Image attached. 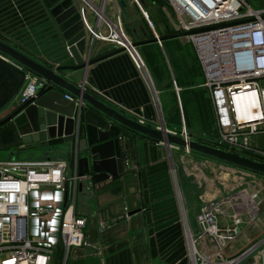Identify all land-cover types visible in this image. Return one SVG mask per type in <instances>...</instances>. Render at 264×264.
Here are the masks:
<instances>
[{
  "label": "crops",
  "instance_id": "obj_1",
  "mask_svg": "<svg viewBox=\"0 0 264 264\" xmlns=\"http://www.w3.org/2000/svg\"><path fill=\"white\" fill-rule=\"evenodd\" d=\"M137 1L148 12L153 30L133 0H88L94 6L119 10L126 34L138 44L152 88L147 87L124 52L86 67L81 82L72 78L74 72H61L62 76L125 116L155 128L162 126L171 133L179 120L181 123V115L186 127L189 118L184 107L192 95V101L199 99V104H205L204 107L208 104L209 107L203 112L199 110L200 124L214 123L207 92L201 88L200 94H191L201 85L202 72L193 48L185 44L182 37H171L177 33L172 29L169 8L158 0ZM245 1L255 9H264V0ZM53 6L48 0H0V39L39 64L55 70L74 62L66 52L63 33L49 12ZM81 29L84 31L83 27ZM153 31L159 36L160 44ZM83 38L84 49L79 53L82 61L115 51L104 43L95 41L91 45L86 34ZM90 48L92 50L88 51ZM170 71L179 88L178 96ZM76 116L75 113V121ZM120 130V135L126 134L129 138L118 140L122 172L116 176L94 172L91 163L89 172L79 175L78 160L84 154L75 152L69 157L68 144L45 148H35L33 143L22 144L29 149L0 152V161H66L68 173L77 172V182L67 184L66 200L73 204L75 214L86 220V234L83 248L77 251L76 258H72L74 264H189L185 233L191 228V212L182 194L184 182L173 169L169 155L172 148L125 128L120 127ZM180 133L175 134L180 136ZM259 137L254 138V142L264 149V143L259 144ZM124 208L128 209L130 219H119L106 231H98L100 212L106 211L110 218H118ZM247 235L243 231L232 244L243 246ZM97 245L102 246L101 254L96 250ZM57 250L61 257V248ZM241 252L237 249L229 254L236 256Z\"/></svg>",
  "mask_w": 264,
  "mask_h": 264
},
{
  "label": "built area",
  "instance_id": "obj_2",
  "mask_svg": "<svg viewBox=\"0 0 264 264\" xmlns=\"http://www.w3.org/2000/svg\"><path fill=\"white\" fill-rule=\"evenodd\" d=\"M71 1L91 45L96 41L111 50H122L147 87L152 88L145 63L124 30L119 10L94 6L88 0ZM133 2L153 30L148 12L137 0ZM165 5L172 14V29L184 34L182 38L193 48L202 72L200 87L207 92L214 119L215 135L209 145L241 155L248 151L262 153L254 145V138L264 135V9H255L245 0H165ZM153 33L160 44L159 36ZM66 52L71 57L67 47ZM0 58L9 62L2 54ZM22 71L24 82L13 105L27 103L35 98L38 88L47 86L40 76ZM170 75L178 96L171 71ZM64 97L76 107L81 105L69 94ZM180 137L190 139L182 115ZM171 148L185 155L191 153ZM77 180V172L68 173L66 161H0V264H55L58 248L63 252L62 264L69 256H78L77 251L84 246L86 220L76 215L73 204L66 200L67 184ZM220 215L217 199L198 208L195 229L187 228L185 233L189 264L239 263L242 255L233 258L225 246L239 235L241 216L234 214L231 222L221 224ZM130 217L127 208L118 218L102 211L98 214V231L104 232L117 220ZM96 250L101 254L102 246L97 245ZM256 253L257 264H264V248Z\"/></svg>",
  "mask_w": 264,
  "mask_h": 264
},
{
  "label": "water",
  "instance_id": "obj_3",
  "mask_svg": "<svg viewBox=\"0 0 264 264\" xmlns=\"http://www.w3.org/2000/svg\"><path fill=\"white\" fill-rule=\"evenodd\" d=\"M48 1L55 5L49 12L63 33L65 45L74 64L58 66L53 70L0 39V54L9 60L6 62L0 58V111L8 107L0 119V152L29 149L22 147V144L33 143L35 148L68 144L69 157L75 152L84 154V157L78 160L79 175L88 173V165L91 163L94 172L116 176L122 172L118 140L122 137L129 138L126 134L120 135L122 127L161 143L168 149H188L197 155L264 175V162L194 139L185 140L162 126L158 129L140 123L81 89L71 80L65 79L61 72H74L72 78L81 82L86 67L123 51L115 50L110 54L82 61L79 53L84 49L85 32L81 29L82 23L75 6L71 0ZM183 36V33H177L171 37ZM91 50L92 48L88 51ZM19 67L40 76L47 86L38 88L35 98L27 103L13 105L11 102L25 78L24 71ZM57 90L78 99L81 105L76 107L74 102L67 100L64 94ZM75 113L76 121L73 117Z\"/></svg>",
  "mask_w": 264,
  "mask_h": 264
},
{
  "label": "rangeland",
  "instance_id": "obj_4",
  "mask_svg": "<svg viewBox=\"0 0 264 264\" xmlns=\"http://www.w3.org/2000/svg\"><path fill=\"white\" fill-rule=\"evenodd\" d=\"M193 92L200 94V85L192 90L191 94ZM192 97L193 95L186 108L184 107L185 114L187 112L189 118L188 122L185 120L187 122L186 131L190 139H196L209 145V139L214 135V124L211 121L208 124H200L199 120V114H201L199 110L201 112L207 110L208 104L207 107H204L205 104H199V99L192 101ZM7 108L5 107L0 111V119L4 116ZM170 131L174 133L181 131L180 120L176 129ZM263 143L264 136L262 135L259 137V144ZM254 145L261 149L262 153L248 151L243 152L242 155L264 162V149L256 144ZM169 155L172 157L175 173L184 182L182 187H184L185 191H182V194L184 195L185 203L190 207L189 221L191 229H195V215L200 205L217 199L218 206L222 211V215H220L221 224L231 222L232 215H239L242 220L239 234L243 231L248 234L243 246L237 247L232 244L234 243L232 241L225 246V251L232 253L237 249H239V252L246 249L244 250L245 255L240 257L238 264H257L258 256L256 251L264 248V175L225 163L222 164V162H215L192 152L189 155H185L182 151L172 149ZM216 193V196H211V194L214 195ZM241 237L240 235L239 238ZM251 248L257 249L249 252ZM62 263L63 257L61 259L58 250H56L55 264ZM66 264H74L71 256H69Z\"/></svg>",
  "mask_w": 264,
  "mask_h": 264
},
{
  "label": "bare ground",
  "instance_id": "obj_5",
  "mask_svg": "<svg viewBox=\"0 0 264 264\" xmlns=\"http://www.w3.org/2000/svg\"><path fill=\"white\" fill-rule=\"evenodd\" d=\"M183 159L185 160V158H183ZM216 195H217V193H216V194H214V195H213V194H211V196H213V197H214V196H216ZM244 250H246V249H244ZM244 250H243L241 253H239L238 255H236V256H232V257H233V258H239L241 255H243V254H244V252H245Z\"/></svg>",
  "mask_w": 264,
  "mask_h": 264
},
{
  "label": "trees",
  "instance_id": "obj_6",
  "mask_svg": "<svg viewBox=\"0 0 264 264\" xmlns=\"http://www.w3.org/2000/svg\"><path fill=\"white\" fill-rule=\"evenodd\" d=\"M159 2L165 3V0H158Z\"/></svg>",
  "mask_w": 264,
  "mask_h": 264
}]
</instances>
